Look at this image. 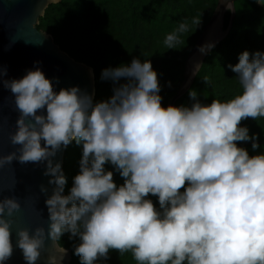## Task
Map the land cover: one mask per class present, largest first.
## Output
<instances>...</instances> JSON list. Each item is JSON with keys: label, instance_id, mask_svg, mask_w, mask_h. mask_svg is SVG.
Wrapping results in <instances>:
<instances>
[{"label": "trees", "instance_id": "obj_1", "mask_svg": "<svg viewBox=\"0 0 264 264\" xmlns=\"http://www.w3.org/2000/svg\"><path fill=\"white\" fill-rule=\"evenodd\" d=\"M217 1L61 0L39 20L95 78L63 166L71 264H264V145L225 153L264 143V0H234L175 103L200 136L229 126L221 149L168 109Z\"/></svg>", "mask_w": 264, "mask_h": 264}, {"label": "water", "instance_id": "obj_2", "mask_svg": "<svg viewBox=\"0 0 264 264\" xmlns=\"http://www.w3.org/2000/svg\"><path fill=\"white\" fill-rule=\"evenodd\" d=\"M61 0H0V264H71V251L59 247L67 198L63 166L95 97L92 68L74 61L38 30L39 20ZM230 14L224 29L226 13ZM234 0H218L208 24L188 55L183 81L169 103L191 88L205 57L230 32ZM240 131L236 133H241ZM251 143L236 146L226 154Z\"/></svg>", "mask_w": 264, "mask_h": 264}, {"label": "rangeland", "instance_id": "obj_3", "mask_svg": "<svg viewBox=\"0 0 264 264\" xmlns=\"http://www.w3.org/2000/svg\"><path fill=\"white\" fill-rule=\"evenodd\" d=\"M192 116L195 117L194 114H192Z\"/></svg>", "mask_w": 264, "mask_h": 264}]
</instances>
